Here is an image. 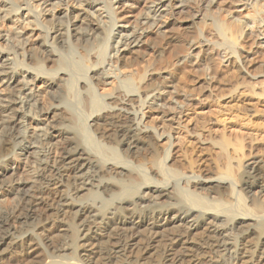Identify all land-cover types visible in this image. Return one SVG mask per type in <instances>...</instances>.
I'll list each match as a JSON object with an SVG mask.
<instances>
[{"label": "bare ground", "instance_id": "obj_1", "mask_svg": "<svg viewBox=\"0 0 264 264\" xmlns=\"http://www.w3.org/2000/svg\"><path fill=\"white\" fill-rule=\"evenodd\" d=\"M69 1L77 2L87 9H93L97 12V25L85 23V17H83L78 20V22L83 23L82 28L72 25L64 29L54 28L53 31H47L39 22L41 15L53 12L62 3ZM174 1L140 0L141 3L144 2L146 11L144 14L142 13L143 15L138 20L130 21L128 16L131 14L130 9L135 6L134 0H25L22 4L26 11L24 18L27 21V25L35 26L33 31H39L42 34V39L40 38L37 42L38 46L44 49L42 53L45 56L49 54L56 58L60 66H70L72 73L60 66L53 73L50 70H45L43 66H36L26 67V69H21V67L19 70L23 75H20L15 72L16 64H14L13 58L11 59L10 57L12 52L0 47V144L6 141L8 144L18 147L17 150L20 153L16 151L14 160L19 159L20 155L27 153L26 149L30 148L34 150L32 153L35 155V164H33L35 166L30 168L32 171L30 173L29 170L30 178L27 179L9 180L7 177L4 178L6 175H9L8 177L11 176L10 174L15 170V166L14 164L8 165L4 161H0V191L4 192L7 188L10 192L18 194L19 198L17 200L19 199V204L20 201L22 204L20 205L21 208L19 209L17 220L21 223H30L33 228L38 229V226H40L38 225L40 220L39 212L43 205L51 206L50 208L55 211L56 215L60 213L58 215L70 214L72 216V219L76 221L74 226L73 224L71 226L64 225L61 223V219L56 218L53 219L52 223L50 221V226L42 229L44 233H48L43 234L41 232V235H45L44 248L53 249L51 251L53 256V252L58 255V250H60L58 252L63 251L61 248L64 246L61 243L50 246L52 237L58 236V234L53 235L54 233L50 232V230L55 229L60 233L59 237L63 239L70 237L73 240L74 236H76L74 233H77L75 238L82 244L75 245L72 242V245L74 248L83 246L85 254H80V256L85 257V259L89 258L88 260L84 259V262L86 261L88 264H126L125 260L130 257L134 260L130 259L129 263L133 264L136 262L138 264L140 261L135 260V255L140 254L141 260L147 261L150 257L148 256L149 251L157 249L162 243L165 246V264L167 262L168 264H226V262L227 264H264V248L261 251L258 249V253L256 252L255 255H252L254 252L251 253L245 247L240 249V246H244L247 243V235L249 234L259 233L264 238V223L258 221V219L254 220L256 216L251 214L249 208L245 206L246 201L264 203V195H262L264 192V168L261 169L262 166H258V164L253 162L245 166V171L240 176L239 181L233 177V170L235 169L231 166L233 159L231 155L242 150V139L237 136L228 138L223 132L220 140L215 143L218 147L219 156L216 161L217 168L221 170L219 174L215 177L200 178L194 175V177L187 178V181L189 180L188 184L192 183L196 192L197 190H204L206 194L208 193L207 197L211 199L210 204L203 202L202 200L206 198L200 197L195 191L185 193L186 197L182 195L183 193L180 195L175 194L173 183L171 186L169 184L178 174L165 165L169 159V151L163 158L158 159L153 164L154 170H156L155 175L161 179L160 181L142 175L137 167L129 165L127 159H134L141 150H144L149 157L154 158L156 156L155 144L154 141L152 142V139L156 137L154 135L155 129L153 132L152 128L142 127L140 124L142 108L145 104L150 103L147 105L148 108L159 112L169 111L170 114H182L193 101L191 94L188 95V92L182 91L183 88L179 86V83L177 87L180 91L170 83L166 86L168 90H163L160 95L150 99V95H147L143 98L133 87L132 79L124 78L123 80H118V85L113 88L111 93L97 96L94 92L95 96L93 92L91 93V90L95 89L91 81L86 79V75L80 74V71L75 67V63L63 59L60 54V51L68 46L70 38L84 46H89L88 52H94L97 60V63L92 66L90 71L95 72L96 78H99V81L104 85H109L111 84L108 82L110 79H118L116 77L117 74L112 71V63H118L119 61V64L121 62L126 64V62L128 63L131 60V63L136 64L137 59H139L136 54H140L139 49L145 43L146 34L159 25L161 31L159 30L160 32L158 31L157 34L160 37H164V34L173 30L175 31L176 28L177 31L181 30L183 32L181 33L180 31L182 37H184L183 34L188 35V37L189 35L193 36L190 38H194L196 44L200 45L201 50L194 53V51H191L192 46L190 45L191 47L186 48L182 39L176 40L177 44L174 49V52L187 50L190 52L188 55L192 59L193 66L190 65L192 68H189V71H192L194 78L197 80L196 83L199 85L197 87L194 86L195 88L191 89V92H200L202 96L210 97L215 94V84L220 80L227 78V81L234 79L237 82L242 80L240 71L243 73V77H247L248 73L251 72L249 67H253L255 70L259 68L253 64H257L256 56L261 55L258 48H262L261 39H259L262 33L257 35L246 34L243 30L244 27L240 24L241 22L239 23L242 17L238 21H228L221 17L222 12L219 11V14L214 10H216V5L217 7L220 5L221 11L225 10L223 9L224 7H227L226 10L228 12L235 11L236 13L237 10L234 9H238L237 7L241 6V9H249L248 15L251 20H257L260 25L264 23V0ZM128 3L130 4L127 5ZM237 4L240 5L236 6ZM85 12V10H79L78 15L84 16ZM166 16H170L171 20L164 23L162 19ZM105 19L108 22H105ZM179 19L183 23H178ZM117 21L121 22L122 25L115 34L116 36L112 35L115 38L112 40L113 46L111 50L115 54L113 56L108 55L107 59L110 60L106 61L104 59L107 50L106 42L109 34H113V28H115ZM245 22L243 21V23ZM199 25L202 27H198ZM98 31L99 33L97 34L96 32ZM15 34L17 38H22V41L26 40L24 32L16 31ZM262 36L264 35L262 34ZM1 37L0 35V39ZM172 39L175 40L174 37ZM250 39L252 44L256 45L257 50L253 49L254 46L252 44L253 48L250 46L252 49L250 47L246 48L248 44L246 41ZM92 40L95 41V47L90 43ZM119 47H123L121 53L118 49ZM199 54H202L205 60L201 61ZM132 55H135L134 58H131ZM230 55L231 57L226 60L224 65L222 64V67L216 63L218 61L221 64L223 57ZM115 58L116 60H112ZM98 59L101 61H98ZM204 61L207 62V68H205L206 65L204 66ZM179 68L180 66L177 69ZM184 69L185 67L183 71ZM185 70L187 71L188 69ZM25 75H31V81H28ZM44 76L50 80V84L60 83L59 86L65 87L67 94H70L73 98L77 94L83 96V111H85V114L82 116L85 117L86 122L89 121L86 126L88 129L97 125L111 127L112 133L109 137L112 138V146L107 144L108 147H105L106 144L98 145L96 142L97 146L95 147L94 144L95 148H92L89 147V144L92 146L93 143L90 140L88 141V146L77 143L73 141L74 133L70 132L63 124H61V128L59 124L58 130L55 129L57 130V136H53L50 131L48 132L46 127L40 128L36 126V129L29 131L31 132L28 135L30 141H26L25 131L23 136L20 128H26L28 119L37 121L34 118L36 113V117L41 115L48 117L50 115L54 116V111L62 109L58 104L57 97L54 99L56 103L51 105L52 109L48 110L46 108L42 111L39 108V98L30 86L31 84L34 86L35 81L43 79ZM74 84L76 86L80 84L81 91L79 87L75 88ZM122 84L124 87H122ZM119 93L123 95L124 99L121 100L119 105H112L110 101L118 100ZM119 97L121 96L119 95ZM33 109H35V113H32ZM39 122L41 121L38 120L37 123ZM83 124H80V129H83L82 126L86 128ZM59 136L62 137V140H67L68 143L63 148H60L56 160L50 165L45 159L46 152L40 153V148L41 146L49 145L47 141L49 138L55 139ZM160 138L161 136L157 135V139ZM229 147L232 149V154L228 151ZM45 148L47 149L48 146ZM41 150L43 151V147ZM47 151L49 150L47 149ZM121 155L124 159H127L122 160ZM108 172H111L112 175L106 177L105 175ZM236 183H239V190L233 189V187L237 186ZM61 184L63 189L60 193L58 187ZM114 186L117 187L118 192L113 188ZM112 188L115 189L116 193L112 191ZM69 189V192L72 193L67 196ZM52 190L56 193L55 197L53 194L54 199L49 197L53 193ZM80 192L86 193V196L88 194L97 196L99 193L111 198L114 202L111 212L105 214L99 207L84 203L79 199L76 200L73 195ZM226 194H230L237 201L236 205L239 208L237 213L228 214L229 210L223 208L221 203L213 202L214 200L216 201V196L220 198ZM50 198L51 201H49ZM107 200L105 201L107 202ZM105 201L103 202L105 203ZM49 202L51 203L48 204ZM148 212L150 213L148 214ZM161 213L164 216L163 219L166 220L164 224L158 220ZM171 213H175L174 216H170L174 217V220H168V217L165 218ZM102 217H104L102 219L104 220L103 223L98 222L99 218ZM222 218H224V222ZM188 219L192 221V225L188 221L191 226H189L190 228L187 227L186 230L177 231L174 227L169 228L172 224L182 221L186 222ZM218 221H222L226 228L216 229L215 226ZM250 221L257 223L259 232H257L258 230H250L252 228L250 227L252 225ZM100 224L104 226L101 227ZM92 228H96L97 232L93 233L91 231ZM12 229H16L14 223L0 220V250L2 246L9 243L10 237L12 238L10 234ZM235 231L239 232L236 233ZM145 232L148 233L147 238L146 236L141 238V235ZM226 233L235 234L239 239H243L237 242L239 243L238 248L234 246L238 250L237 252L233 251L235 254H232L230 262L225 260V258H228L226 255L231 250V246L224 240ZM197 235H200V239H195ZM21 236L23 235L19 237ZM30 238L33 239L32 236ZM31 239L28 240L30 247L27 248L30 249V252H35L37 248H34V246L38 247L37 245L40 244L33 243ZM245 240L247 241L243 244L242 241ZM11 242L12 244L15 242V246L18 245L17 241ZM105 244L108 247L102 249L101 247L105 246ZM8 250L9 247L3 248L0 254L5 255L9 252ZM59 255L56 258L66 257L64 256L65 254ZM35 257L33 255V258ZM59 260L61 259L58 258L57 263ZM64 261L68 260L65 259ZM72 261L75 260L72 259ZM72 261L70 260V264H81L77 260L75 262ZM47 263L57 264L53 260ZM61 263L59 262V264ZM63 264H66V262Z\"/></svg>", "mask_w": 264, "mask_h": 264}, {"label": "rangeland", "instance_id": "obj_2", "mask_svg": "<svg viewBox=\"0 0 264 264\" xmlns=\"http://www.w3.org/2000/svg\"><path fill=\"white\" fill-rule=\"evenodd\" d=\"M24 1L25 0H0V35L3 37V38L1 37L0 39V47L4 48L8 52H12V55L10 57L11 59L13 58L14 64H16L15 72L19 73L20 75L22 74V72H20L19 70L21 67H22L21 69H26V67L31 68L36 66H43L45 70L47 71L50 70V72L53 73V71L57 70L60 65L56 61V58L50 56L49 54L48 56H45V54L42 53V50L44 49L38 46L37 42L42 37V34L39 31H33L35 26L26 24L27 21L24 18L26 15V11L24 10V7L22 5ZM176 1L178 0H175L174 2ZM134 2H135V6L130 9L131 14H129L128 16L130 21L138 20V18H140L141 15H143L144 12L146 11V8L144 7V2L141 3L140 0H134ZM259 3H263V2H259ZM129 4L130 3H128L127 5ZM238 5L240 4H237L236 6ZM240 7L241 6H238L237 7L238 9H234L237 10L235 13V11L228 12V10H226L227 7H224L223 9L225 10L222 9L223 11H221V6L218 5L217 7L216 5V10L214 11H216V13H219V11L222 12L221 17H224V19L228 21H238V19L242 17V20L240 19L241 21L239 20V23L241 22L240 24L241 26L244 27L243 30L246 34L251 33L253 35H257L262 33L264 35V23L259 25L257 23V20H251L250 16L248 15L249 9L245 10L244 8L241 9ZM79 10H85L86 11L85 15L84 16L78 15ZM97 14L98 13L95 12L93 9H87L86 7L80 5L77 2L69 1L66 3H62L53 12H47L46 14L41 15L39 22L42 26L45 27L47 31L48 30L53 31L54 28L64 29L72 25L82 28L83 23L78 22L79 19L85 17L84 18L85 23L87 22L90 23V25L95 26L97 25V21H98V17L96 18ZM105 20H106L105 22H108L107 19ZM169 20H171L170 16H166L162 19V22L167 23L169 22ZM180 21L181 20L179 19L178 23ZM243 21L246 22L243 23ZM121 25L122 23L117 21L115 28H113L114 31L113 34L111 33V35L109 34L108 36V40L106 42L107 50L105 53L106 55L104 57L106 61L110 60L107 59L108 55L113 56L115 54L111 50V47L113 46L112 40L115 38L112 37V35L114 36L117 33V31L120 30ZM198 27H202V26L199 25ZM102 30L105 32L104 29ZM159 30L161 31L158 25L155 26L153 29H151V32L146 34V38L144 39L145 43H143V45L139 49L140 54L139 53L136 54L139 58L137 59L136 64L131 63V60L128 63L126 62V64L122 62L119 64V61L118 63H112V71H114V73L117 74L116 77L118 79H110L108 82L111 84L109 85H104L101 81H99V78H96V76L94 75L95 72L90 71L92 70V66H94L97 63V60L95 57L96 54H94V52L93 53L91 51L88 52L89 46H84L83 44L78 43L74 41L72 38H70V40H68V46L66 47V49L61 50L60 54L62 55L63 59H66L71 63H75L76 64L75 67H77V70L80 71L81 75L83 74L86 75L85 76L86 79L90 80L93 88H95L94 90H91V93L93 92V95L95 96L96 94L97 96H103L111 93L113 91V88L116 85H118V80H123L124 78L132 79L130 80L134 84V85L132 84L133 87L137 90L138 94L143 98H145V96L147 95H150L149 99L151 97L154 98L155 96L160 95L163 90H168L166 89V86L170 83L171 85L173 84L174 88L176 86V89L180 91V89L177 87V84L179 83L180 85L179 84L178 85L181 88H183L182 91L188 92V95L191 94L193 101L191 102L190 106H188L184 110V112H182V114H170L169 111L159 112L148 108L147 105H149L150 103L145 104V106L142 108V113H141L142 119L140 124L142 127H148L149 129L152 128L151 129L152 131L155 129V132L154 131L153 132L156 137L152 139V142L154 141L155 144L156 156H154V158L149 157L147 156L144 150L143 151L141 150L138 156L135 157L134 159L131 158L130 159L125 158V159L129 161V165L137 167L138 171L142 175H145L150 179L160 181L161 179L157 175H155L156 170H154L155 168L153 167V164L158 159L163 158V156L169 151V159L166 161L165 165L166 167H169L173 171L177 172L178 174V176L172 179L169 184L171 186L173 183V186L175 187L174 189L175 194L180 195L183 193L182 195L186 197V194L188 192L195 191V193H197V195H199L200 197L202 198L204 197L208 199L207 201L206 199L202 200L203 202L210 204L211 199L207 197L208 193L206 194V191L204 190L202 191L197 190L196 192V189L193 187V184L192 183L188 184L189 180L187 181V178L194 177V175L195 177L207 178L212 176L215 177L219 174L221 170L217 168L216 161L219 156H218V147L215 143L220 140L223 132L228 138H235L237 136L238 138L242 139L243 148L241 151L232 154L231 147L228 148V151L232 154L231 156L233 158L231 161V166L235 169L233 170V177L235 179L239 181L240 176H242V174L245 171V166L250 163L254 162L258 164V166H262L261 169L264 168L263 167L264 166V36H262L261 34L259 38L261 39L260 41L262 43L261 46L262 48H258L261 55L256 56L257 64L255 63L253 64L256 67L258 66L259 68L255 70L253 69V67L252 68L249 67V70L251 72L248 73L247 77H243V73H241L240 71V74H242V80H238L237 82L234 79H230V81H227L228 80L227 78L220 80L219 82H217V84H215V89H216L215 94L211 95L210 97H206L205 95L202 96L200 92L190 91L191 89H194L195 87L199 86L196 83L197 80L194 78V74L192 73V71H189V68L191 69L193 66L191 62L192 59L189 58L188 55L190 52L188 50L174 52L175 45L177 44L176 40L183 39L182 41H184L185 47L187 48L192 46L191 51H194V53L199 52V50H201L200 45L196 44L194 38H190L193 36L189 35L188 37V35L186 36L185 34H183L184 37H182L181 33L183 32L181 30L177 31L176 28L175 31L173 30L170 33L164 34L165 36L167 35L166 37L165 36L160 37L157 34ZM16 31L24 32L25 34L24 38H26V40L22 41L21 40L22 38L21 39L17 38L15 34ZM96 33L98 34L99 31ZM173 37L175 40L172 39ZM94 40H92L90 43L95 47L96 44L94 43L95 42ZM249 41H246V43L248 42L246 48L253 45L251 39ZM253 46L252 48L254 50H257V48L255 47L256 45L254 44ZM118 49L121 53L123 47L122 48L119 47ZM134 56L135 55H132L131 58H134ZM199 56L201 61L205 60L202 54H199ZM230 57L231 55L228 57L224 56L221 64H219L220 62L218 61H216V63L222 67V64L224 65L226 60ZM112 60H116V58ZM98 61L101 60L98 59ZM185 61H187L188 63ZM203 63L204 66L206 65L205 68H207V64H206L207 62L204 61ZM184 64L186 65L184 66ZM179 66L180 68L177 69ZM183 66L185 67V69L188 70L186 71L184 69L183 71L184 68ZM60 67L65 68L67 69V71H69V73H72L70 66L69 67L60 66ZM25 77L27 78L28 81H31L32 79L31 75H25ZM91 77L93 78L90 79ZM59 84L60 83L50 84V80H48V78H46L45 76L43 77V79H40L39 81H35L34 86L31 84L30 87L33 88L34 93H36V95L39 98V108L42 109V111L43 109L46 108L48 110L52 109L51 105L56 103L54 100L55 97H57L58 104L62 107V109L54 111L55 113L54 116L50 115L48 117L42 115L36 117L37 115L36 113V115H34V118H36L37 121L40 120L41 122L39 123H37V121L28 119L26 122L27 124L26 128L22 127L23 130L22 128H20L21 129L20 131H22L21 133L23 136H24L23 132L25 131L26 141L27 142L30 141V139H28L29 138L28 135L31 134V132L29 131H31L32 129H36V126H39L40 128L46 127L48 129L47 130L48 132L50 131L53 136L54 135L57 136L58 135L57 130L59 129L58 126L60 124V128H61V124H63L67 127V129L70 132L74 133L73 141L77 143H81L83 145L88 146L89 144L88 141L90 140L93 143L92 146H90L91 144H89V147L92 148H95L97 146L96 145L97 143L98 145L106 144L105 147H108L107 144L109 145L113 144L111 142L112 138L109 137L112 133V128L109 126L97 125L93 128L88 129L86 125L89 121L86 122L85 117L82 116L83 114H85V111H83V105H84L83 96L81 94H77V96L73 98V96L67 94V92L65 91V87L59 86ZM74 86L75 88L79 87V90L81 91L80 84H78V86L74 84ZM122 87H124L123 84ZM119 95L121 97H119ZM123 99H124L123 95L119 93L118 100H114L110 102L112 103V105H119L121 100ZM217 100L219 103L217 102ZM34 110L35 109L32 110L33 111L32 113H35ZM77 118L80 120H78ZM80 124L85 125L86 128L82 126L83 129H80L81 128ZM157 135L161 136V138L157 139ZM47 141L49 142L50 146L48 144L41 146V148L43 147V151L40 148V153L44 151L46 152V157H45V159H47L46 162L51 165L56 160L60 152V148H63V146H65L68 143V141L64 139L62 140L61 136L55 139L49 138ZM94 144L95 147L93 146ZM47 146H48L47 149L49 151H47V149L45 148ZM17 149H18L17 146L11 145L10 143L8 144V142L6 141L1 142L0 144V161H4L8 165L14 164L15 166L14 167L15 170L13 171L12 174H10L11 176L8 177L9 175H6L4 177V178L6 177L9 178V180L30 178L29 170L31 173L32 169L30 168H33L35 166L33 165L35 164L34 163L35 155L32 153L34 151L33 149L31 148L26 149L27 153H24V155H20L19 159L14 160V157L16 156L15 155L16 151L17 153H20V151H18ZM122 158L123 157L121 155V159ZM125 159L123 158L122 160ZM109 175H112L111 172H108L105 176L109 177ZM236 184L237 186L233 187V189L239 190L238 189L239 183ZM113 188H115L116 191L118 190L116 186H114ZM113 188L112 191L116 193L115 189ZM62 189L63 187L61 184V186L58 187V191H60L61 193ZM69 191L70 189L67 192V196L72 193V192L70 193ZM141 191L143 190L141 189ZM52 192L53 193L50 194L51 196H49L51 198L53 197V194L54 197L56 196L54 190H52ZM83 194L84 193L80 192V193H75V195L73 196L76 197L75 198L76 200L79 199L84 203L99 207V209L100 210L102 209L103 213L105 214L111 212L112 207L114 205V202L111 198L109 197L107 198L105 195L99 193L98 194L96 193L97 196H92L89 194L86 196V193L84 195ZM262 195H264V192L262 193ZM54 197L52 199H54ZM17 198H19L18 194L16 192H10L9 189L7 188L5 189L4 192L0 191V220L6 221L7 223H14L16 225V229H12L10 233L12 235V238L10 237L8 241L9 243L7 244L9 247L8 250L9 252L5 255L0 254V264H48L47 262H51L52 260L53 262L56 261L57 263L58 258L61 259L59 260L60 263L61 261H63L61 264H63L64 262H66V264L67 262L68 264H70L71 263L70 260L72 261V259L75 261L77 260L81 264L86 263V261L84 262L85 257L80 256V254L81 255L85 254L83 252L84 251V248H82L83 246L74 248L72 245L73 244L72 242H74L75 245L82 244L80 241L76 240L75 238L77 237V233H74L76 236H74L73 239L74 241H73L70 237L65 239H63L62 237L60 238L59 237L60 233L55 229L50 230V232L54 233L53 235L58 234V236L56 235L52 237L53 239H51L52 241L50 242V246L59 245V243L63 244L64 245L62 247L63 249L61 248V250H63L61 252L63 253L58 252L60 250H58L57 253L58 255L65 254L64 255L66 256L65 258H60V257L56 258L58 255L55 252H53L54 256L52 255L51 251L53 249L51 248L48 249V247L44 248L43 245L45 235H41V234L42 233L48 234V233L47 232L44 233L42 229L50 226L51 223L53 222V219L56 218L59 220L61 219V223L64 225L71 226L73 224L74 226L76 221L72 219V216L70 214H65V215L63 214L64 215L63 216V215H58L60 214L58 213L56 215L55 211H53L50 208L51 206L43 205L39 212L40 220L38 222V225L40 226H38L39 227L38 229L33 228L32 224L21 223L17 220L19 209L21 208L20 205L22 204L21 201L19 204V199L17 200ZM51 198L49 199V201H51ZM215 198L216 201L214 200L213 202L221 203L223 205V208L229 210L228 214L237 213V210L239 209L238 206L236 205L237 201H235V199H233V197H231L230 194L222 195V197L220 198L216 196ZM105 200H107V202ZM103 201H105V203ZM258 202L259 201L257 202L246 201L245 206L249 208L251 214L257 217V218L255 217L254 220L258 219V221L264 223V203H260V202L258 203ZM50 203L51 202H49L48 204ZM230 211H235V212H230ZM149 213L150 212H148V214ZM172 215L174 216L175 213H171L169 214V216H165V218L168 217V220L169 219L174 220L175 219L174 217H170ZM159 216L160 217H158V220H160L162 224L166 223V220L163 219L164 216H162V213ZM103 218L104 217L99 218L98 222L103 223L104 221L102 220ZM222 220L224 222V218H222ZM188 221L192 225V221L188 219L186 222L182 221L172 224L169 226V228L174 227V229L177 231L180 230L183 231L184 229L186 230L187 227L191 226ZM220 222L218 221V223L216 224L215 226L216 229H225L226 226L223 224L222 221ZM250 224H252L250 226L252 227L250 228V230L253 229L257 231L259 229L257 223L252 222ZM100 225L101 227L104 226L103 224ZM220 226L221 227L225 226V227L221 228ZM91 231L93 233L97 232L96 228H92ZM257 232H259V230ZM20 235L23 236L19 237ZM29 235L30 237L32 236L33 239H31ZM144 236H146L147 238L148 233L146 232L143 233L141 235V238H143ZM28 237L29 239L32 240L33 243L40 244L37 245L38 247L34 246V248H37L35 252H30L29 251L30 249H28L30 247L28 245L29 243L28 241L29 239H27ZM224 237H225L224 238L225 242L231 246L230 248L231 250L226 255V257L228 258L230 257L231 259L227 258L228 259L227 260L225 258L226 261L230 262L229 260H232V256H233L232 254H235L234 252H237L238 250L237 248L239 243L237 242L243 239L241 238L239 239L238 236L230 233H226ZM247 238L248 241L247 240L242 241L243 244H245L246 241L247 243L244 246H240V249L242 247H245V249L250 250L251 253L254 252L252 253V255H255L258 249H260L261 251V249L264 248V243H263L264 238L263 236H260L259 233L249 234L247 235ZM195 239H200V235H197ZM11 241L13 242L17 241L18 245L15 246L14 245L15 242L12 244ZM7 245L2 246L1 250L3 248H8ZM162 245H159L157 249H153L149 251L148 256L150 257L147 261L144 260L142 261L140 254L135 255L134 257L135 260L138 262L140 261L138 264H165V254H164L165 246L163 245L162 247ZM234 246H237V248H234ZM64 247L66 252L64 251ZM107 247L108 246L105 244V246H102L101 248L106 249ZM33 255L36 257L33 258ZM198 258L203 259L200 257ZM65 259L68 261H64ZM88 259L89 258H86L85 260ZM130 259L131 257L128 260H125L126 261L125 263L132 264L131 262L129 263ZM59 262L57 264H59ZM133 264H137V263L135 262ZM166 264H168V262Z\"/></svg>", "mask_w": 264, "mask_h": 264}]
</instances>
